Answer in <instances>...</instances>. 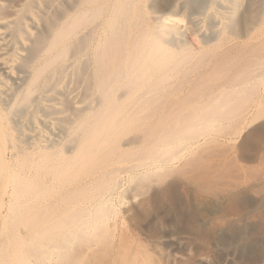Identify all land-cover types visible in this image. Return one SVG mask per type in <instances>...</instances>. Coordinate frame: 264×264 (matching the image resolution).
I'll use <instances>...</instances> for the list:
<instances>
[{
  "label": "bare ground",
  "instance_id": "1",
  "mask_svg": "<svg viewBox=\"0 0 264 264\" xmlns=\"http://www.w3.org/2000/svg\"><path fill=\"white\" fill-rule=\"evenodd\" d=\"M243 136L264 143V0H0V264H181L139 229L178 171L206 187ZM236 187L196 232L246 215ZM253 228L217 240L264 264Z\"/></svg>",
  "mask_w": 264,
  "mask_h": 264
},
{
  "label": "rangeland",
  "instance_id": "2",
  "mask_svg": "<svg viewBox=\"0 0 264 264\" xmlns=\"http://www.w3.org/2000/svg\"><path fill=\"white\" fill-rule=\"evenodd\" d=\"M244 136L242 138L238 139L235 142V144H233V150L234 151L231 150L232 152L230 151L229 153L228 152L225 153L226 157H224L220 160L223 163V168L221 169L222 171L221 170H219V171H221L222 172L221 174H224V175L223 176L221 174L219 175L218 174L219 171H217L218 173H214V174H216V176H215L216 178L212 177L213 175H211V177L209 178L210 179L209 182H212V183H208L209 185H207V186L205 185L206 187H204V186L201 187L199 184H198V186H195V184L191 183L190 181L186 182L188 180H186V177L184 178L183 176H187L188 172H189V174H191L189 170H193V169L180 170L181 172L178 171L182 174V176H181V174H180V176H178L179 173L177 172L178 175H176V176L179 178H175V181L173 182V187H175L178 190H173L172 193L165 194L162 196V198L160 195V198L157 201L158 203H156V205L152 206V208L150 210L149 217L144 221V223L141 225V227L139 229L141 234L138 232V236H140V237L137 236V238L140 239L141 241L138 240L137 238H134L132 243L134 245H136L140 241V242H142V244L143 243L145 244V242L148 241L149 243L146 242V246L152 248V243L154 244V242L155 243L157 242L158 243L157 245L158 246L160 245L159 248L161 247L163 250L167 249V251L169 250L170 252L177 253V255L179 257L181 256V259H182L181 264H258V258L255 254H247L243 250V245L246 243L245 242L246 236H242V239L235 241V242L230 241V240L224 241V242L217 240V238H221V236H226V237L230 236V234L226 230L230 229L232 231L234 229H238V228L244 226L245 224L251 225L252 228L254 227L250 233L252 235V237L253 236L255 237V235L256 236L260 235V237H264V164H263L264 163V161H263L264 157H262L263 160L260 159L263 162H261L258 159V157H261L260 156L261 154H259L260 152H258V151L261 149L260 147L264 148V143L259 144L260 146L259 145L257 146L256 144H252L251 146L249 145L250 146L249 149L245 152V149L243 148V150H242V147H241ZM218 137L219 136H217L215 138L218 139ZM220 146H217L216 144H214V146H212V147H214V148L217 147V149H219ZM223 147L225 148V146H223ZM223 147L221 146V148L219 150L223 151V149H222ZM217 149L215 150V149L211 148L210 151H209V149L207 151L211 152V150H215V151H212L213 154L215 152L218 154L222 153L221 151L218 152L219 150H217ZM254 149H256V150H254ZM252 150L255 151V154H257V157H255L256 155L254 154V152ZM224 151H225V149H224ZM236 151H237V153H236ZM208 153H205L206 157L208 156ZM213 154H211V155L213 156ZM249 154H251V155H249ZM206 157H204V159ZM242 157H244V158L242 159ZM253 157H254V159H253ZM255 159H258V161ZM202 162L203 161H201V164H202ZM259 162H261V163H259ZM236 164H238V165L236 166ZM244 165L247 167V169ZM250 165H251V167H250ZM236 167H238L239 169H237ZM244 167H245V169H244ZM186 170H188V171L186 172ZM233 170H234V172H233ZM191 172H193V171H191ZM217 175H219L218 176L219 179L217 178ZM238 175H239V177H238ZM225 176H226V178H225ZM238 179H240V180H238ZM175 182H177L178 184H176ZM216 182H217V184H216ZM239 182L241 185L239 184ZM236 185L239 186L238 188H244V189H247L250 191L252 190L251 192L248 193L249 202H252V203L251 204L249 203V205L247 206V209H246L247 211L243 212L246 215L245 216H243V214L242 215L239 214L240 216L239 215L238 216L232 215V217L229 216L226 218L225 217L226 215L223 212L222 213L224 215L220 214V210H216L214 212V214H216V215H212V218L214 217L215 220L212 219L210 221L212 224L210 223V225L207 226L208 228L215 229V231H214L215 235L213 234L214 238L211 237V238L207 239V237L204 236V233H203L204 229H203V231H197L196 232L195 231L196 229L194 227L196 226L195 222L197 221V217H195V216H197L196 212H198V205H200L203 202H207L208 199H210V198H214V199L218 198L223 193L222 190L226 191V188L227 189H233V187L237 188ZM210 186H212V187H210ZM222 187H224V188H222ZM260 187H263V189ZM211 188H213V189H211ZM199 190H200V192H199ZM159 191L161 194V190H159ZM251 193H252V195H250ZM210 194H211V196H210ZM212 194L213 195L215 194L216 197L213 196ZM164 196L167 200L163 198ZM193 198H194V201H193ZM202 198H203V200H202ZM250 206H252V207H250ZM194 209H195V211H193ZM245 212H248V213H245ZM217 213H219V214H217ZM158 215H159V217H158ZM215 216L218 218H216ZM251 216H252V218H251ZM165 217H166V219H165ZM191 217H193L192 221H191ZM220 218H222V220L224 222L222 220H219ZM225 218H226V220H225ZM240 218H244V219H240ZM247 218L249 221H247ZM215 221H217V223ZM191 222L194 223L195 226L192 225ZM248 222H250V223H248ZM214 223L217 224V227L216 226L211 227V225H214ZM218 225L221 226V228H223V229L218 227ZM239 225H241V226H239ZM234 226H236L237 228ZM191 227H193L194 229L193 228L191 229ZM160 232L163 234H161ZM195 233H197V234L195 235ZM201 233H203V234H201ZM250 234L247 235L248 238L249 237L252 238L250 236ZM144 236H145L146 240L142 241L144 239ZM163 237H164V239H163ZM156 238L157 239L160 238V239L156 240ZM181 238H184V239L189 238L187 240V244H185L182 240H180L178 242V240ZM150 239H152V240H150ZM174 239L175 240L177 239V240L174 241ZM201 239H203L204 241ZM162 240H164V241H162ZM194 240H195V243H193ZM161 241H162V243H161ZM189 243H191L192 245H190ZM104 246H107V245H104ZM103 258H105V257H103Z\"/></svg>",
  "mask_w": 264,
  "mask_h": 264
}]
</instances>
